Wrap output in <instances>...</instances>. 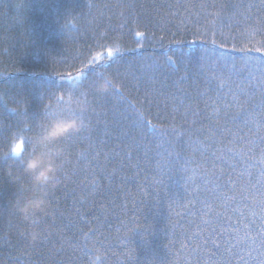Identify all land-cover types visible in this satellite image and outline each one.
<instances>
[{
	"label": "trees",
	"instance_id": "1",
	"mask_svg": "<svg viewBox=\"0 0 264 264\" xmlns=\"http://www.w3.org/2000/svg\"><path fill=\"white\" fill-rule=\"evenodd\" d=\"M222 4L223 30L231 16L235 37L228 48L264 39L260 0H0V264H213L211 239L222 228L223 248L232 229L243 236L244 224H260L251 216L259 208L243 197L264 191L246 183L264 167L261 73L243 53L231 60L211 46L188 47L211 34ZM104 76L123 98L95 90ZM69 103L88 127L50 146L57 178L46 190L48 211L31 225L13 207L32 191L31 178L3 157L30 152ZM261 252L259 242L244 244V260L225 259L259 264Z\"/></svg>",
	"mask_w": 264,
	"mask_h": 264
},
{
	"label": "snow or ice",
	"instance_id": "2",
	"mask_svg": "<svg viewBox=\"0 0 264 264\" xmlns=\"http://www.w3.org/2000/svg\"><path fill=\"white\" fill-rule=\"evenodd\" d=\"M261 5H264V0H260ZM215 6V5H213ZM254 5L249 4L247 7L251 9ZM201 7H206V5H201ZM229 7L227 4H222L220 5L221 11L213 13V19L209 21V23L213 24V30L210 35L203 34L201 36L199 44L197 41H191L189 42V52L190 53H195L196 49H202L205 53L208 51L209 46H211V51L213 53H219V55L222 58L226 59H235V54L236 53H243V61L246 67H249L254 70L258 71L261 73V76L259 78L260 84L264 85V39H258V40H249L248 44H245L242 47H237L235 43H232L231 48L227 47V43L229 40H235L234 36H231L230 30H231V16L227 17V20L229 23L227 24V27L229 28V32H225L223 29L225 27V21L222 18V14L225 12V10ZM233 7H237V5H233ZM220 21V27L217 29L215 27L216 21ZM264 31V29H262ZM217 33H219L220 37L222 38L221 40H217ZM136 35L138 37H143L144 33L142 32H137ZM253 37L255 36V32L251 34ZM177 43H182L180 41H177ZM249 45H251L249 47ZM117 53L119 52V49L116 50ZM253 53L255 55H253ZM108 55L111 57L113 55L112 50L109 49ZM169 62L175 66V62L172 60V57H168ZM200 59H203V57H200ZM90 70H95V66L91 68ZM249 76L252 80H256L257 77L253 75V71L250 70ZM69 78H71L69 74ZM76 79H80V75L78 74ZM82 83V82H81ZM223 82L221 83L220 87H223ZM115 94H118L123 98L122 94V88L117 85L113 89ZM233 100L238 101L239 97L233 93ZM215 103V101H213ZM261 109V113L259 114H264V101H262L261 105L258 106ZM216 111L218 112L219 109L217 108ZM243 112H238L235 117H233L234 120L239 119L241 116H243ZM245 121L247 122V116L244 117ZM143 126L145 129H152L153 131L157 130V126L152 124L151 121L149 120H144L143 121ZM261 127L260 124H257V129ZM243 139V137H241ZM261 142H264V136L260 137ZM231 151V149H230ZM251 151V149H249ZM260 164L264 165V149H262L261 152V159H260ZM243 175V174H242ZM249 179L246 181L247 185H249L252 189H257L258 186L264 187V167H262L259 171V178L256 179L255 183H253L251 179V173H248ZM248 189L244 188L242 191L247 192ZM244 199H252V202L254 205H256L259 208V213L256 211L251 212L252 217H257L259 216L260 224L257 225L255 219H253L250 223H246L243 225L244 227V235L239 236V229L235 228L232 229V235L230 236L229 240L226 241V247L221 246V243L219 242V236L223 235L224 232L226 231L225 229H221L220 233H218L216 236H214L211 239V244L215 251H212L210 253V256L215 258L213 259V264H229V262L226 261L225 259V253H231L233 256H239V251H240V246L244 244H248L250 247L251 245H256L257 242H259V246L261 248H264V191L259 192V199H257L256 196L249 197L248 195H244ZM235 196H226V201H225V206L228 200H234ZM208 207V211L211 212L212 209L210 206ZM233 211H240L239 209H233ZM206 215V214H205ZM241 215L243 213L241 212ZM218 217H223V213L217 212ZM230 220L231 217H228ZM205 224H212L213 222L211 220L205 219L203 221ZM255 228V233H253V229ZM208 241H205V244H207ZM250 254V253H249ZM261 259L259 261V264H264V252L260 253ZM241 260H244L243 256H239ZM245 264H247V261H245Z\"/></svg>",
	"mask_w": 264,
	"mask_h": 264
},
{
	"label": "clouds",
	"instance_id": "3",
	"mask_svg": "<svg viewBox=\"0 0 264 264\" xmlns=\"http://www.w3.org/2000/svg\"><path fill=\"white\" fill-rule=\"evenodd\" d=\"M94 87L97 92L105 94L112 91L115 84L112 79L104 76ZM87 127V122L73 112L69 103L63 114L50 119L33 138L34 147L30 152L25 154L19 148H12L3 157L18 160L23 173L31 178L32 191L27 196L17 197L13 202V207L25 222L35 225L50 206L46 190L55 185L59 168L58 153L51 151L50 146L70 135L81 133ZM40 235L38 230H33L30 234L31 241L35 243Z\"/></svg>",
	"mask_w": 264,
	"mask_h": 264
},
{
	"label": "rangeland",
	"instance_id": "4",
	"mask_svg": "<svg viewBox=\"0 0 264 264\" xmlns=\"http://www.w3.org/2000/svg\"><path fill=\"white\" fill-rule=\"evenodd\" d=\"M20 144H17V146H19Z\"/></svg>",
	"mask_w": 264,
	"mask_h": 264
}]
</instances>
